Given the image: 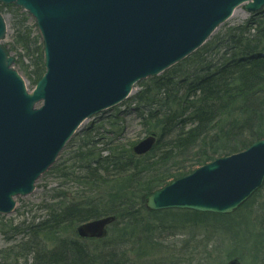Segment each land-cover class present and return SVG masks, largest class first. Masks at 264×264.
I'll list each match as a JSON object with an SVG mask.
<instances>
[{"label":"water","instance_id":"95a60500","mask_svg":"<svg viewBox=\"0 0 264 264\" xmlns=\"http://www.w3.org/2000/svg\"><path fill=\"white\" fill-rule=\"evenodd\" d=\"M35 20L45 74L32 94L0 47V215L14 198L34 191L79 126L125 101L141 80L159 76L191 56L244 5L264 0H0ZM6 27L0 15V41ZM38 105V108L36 106ZM155 137L133 149L150 152ZM264 182V140L218 159L146 199L150 212L188 210L229 215ZM114 217L76 228L80 240H101ZM227 264H240L237 259Z\"/></svg>","mask_w":264,"mask_h":264},{"label":"trees","instance_id":"16d2710c","mask_svg":"<svg viewBox=\"0 0 264 264\" xmlns=\"http://www.w3.org/2000/svg\"><path fill=\"white\" fill-rule=\"evenodd\" d=\"M15 30L19 38L29 37V29ZM242 37L244 40L236 41L239 47L245 43L244 51L238 58L233 55L214 74L184 84L168 73L141 86L138 106L152 103L137 112V117L145 132L159 139L149 154L135 157L132 145H117L119 137L103 143L99 131L86 133L84 136L88 137L72 154V166L60 169L56 164L50 171L59 178L72 180L77 188L76 197L66 198L64 193L53 196L64 200L56 207L40 208L46 210L42 222L25 225L30 238L14 245L10 257L6 251L0 252L1 260L8 264H145L141 262L155 250L153 224L175 221L163 217L180 213L147 212L144 208L147 196L196 168L243 152L264 139V132L259 129L264 124L261 19L253 22L252 18ZM38 54L41 66L36 64L37 70L32 72L33 85L44 73L42 46ZM161 140L166 144L158 146ZM103 153H109L111 158L101 157ZM260 213L264 219V209ZM107 216L116 218L107 238L91 242L77 239L74 229L78 224ZM263 232L258 230L255 235L250 232L257 238H250L248 255L256 256L254 249L264 241ZM94 243L98 247L90 251ZM260 258L264 264V254Z\"/></svg>","mask_w":264,"mask_h":264},{"label":"rangeland","instance_id":"374dc122","mask_svg":"<svg viewBox=\"0 0 264 264\" xmlns=\"http://www.w3.org/2000/svg\"><path fill=\"white\" fill-rule=\"evenodd\" d=\"M0 13L4 15L8 27L7 33L2 39V48L7 56L13 59V68L24 80L28 91L31 92L33 89L32 72H36V64L39 68L41 66L39 65L38 53L41 52L42 41L37 27L33 18L19 8L1 5ZM263 14L264 9L260 13L249 15L244 12L243 7L238 8L237 15L220 24L202 48L162 75L170 73L176 80L179 79L184 84H191L214 74L217 69L228 63L233 55L237 58L240 56L244 51L245 43H242L239 47L236 40H244L242 37L243 32L248 30V23L252 18L253 22L261 19V22L264 23ZM21 19H24L25 23ZM16 28L21 29L23 32L29 29V37L19 38L18 34L15 33ZM244 37L247 38V35H244ZM31 40L35 43L32 44ZM261 50H264L263 46ZM174 69L177 71L176 73H173ZM149 80L138 82L134 86L129 99L122 104L85 121L61 151L56 162V164H59V168L72 166V154L82 144V141L88 137V135L84 136L86 133L99 131L103 143L109 142L108 139L110 138L116 140L119 137L117 145H125L126 147H129V145L133 147L139 141L147 138L149 134L142 127L137 112L141 113L146 108L144 106L152 102L138 106L136 100L141 92V86L147 82V85H149ZM180 95L181 93H179ZM152 98L151 96L150 99ZM259 129L263 133L264 124H261ZM158 140L157 136L156 144ZM94 142L101 143L99 140ZM164 144H166V141L161 140L158 146ZM108 155L109 153H103L101 157L111 158ZM178 160L180 162V159ZM50 171L42 175L36 182L33 193L23 198H15L16 207L11 214L7 216L0 215V252L6 251L7 257H10L9 254L12 252L11 249L14 245L25 242L30 238L24 229L25 225L32 224V222L36 225L42 222L46 216V210L40 208L56 207L64 200V198H53V196L64 193V196L67 195L66 198L76 197L74 193L77 188L72 180L67 181L59 178L57 177L58 174ZM263 203L264 182L260 189L230 215L215 218L210 214H204L208 217L203 218V215L179 211L180 213L174 212L176 213L175 217L172 215L165 216L163 218L177 220L167 221L162 225L159 223L153 224L155 231L152 235L155 250L141 263L225 264L231 257L236 255L241 264H263L260 257H263L264 254V241L256 245L254 249L256 256H253V253L248 255L249 246L252 244L250 238H257V235L252 236L250 232L255 235L258 230L264 231V219L260 213L264 209V205L259 208ZM182 218L184 219L181 220ZM13 230L19 231L18 234ZM96 244H92L89 250L92 251L98 247ZM232 254L235 255L232 256ZM0 264H8V261L3 262L0 258Z\"/></svg>","mask_w":264,"mask_h":264},{"label":"bare ground","instance_id":"6f19581e","mask_svg":"<svg viewBox=\"0 0 264 264\" xmlns=\"http://www.w3.org/2000/svg\"><path fill=\"white\" fill-rule=\"evenodd\" d=\"M243 6H245V4ZM243 6H241V7H243ZM237 13H238V8L232 13L230 18L235 17L237 15ZM1 17H2V20L4 21V24H5V27H6V32H5V34H6L7 30H8L7 23H6L5 19H4V15L3 14H1ZM2 42L3 41L0 42V46H3ZM36 107H38V105Z\"/></svg>","mask_w":264,"mask_h":264}]
</instances>
